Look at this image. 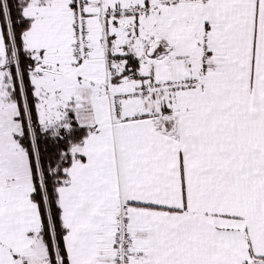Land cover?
<instances>
[{"label": "snow or ice", "instance_id": "snow-or-ice-1", "mask_svg": "<svg viewBox=\"0 0 264 264\" xmlns=\"http://www.w3.org/2000/svg\"><path fill=\"white\" fill-rule=\"evenodd\" d=\"M0 264H264V0H0Z\"/></svg>", "mask_w": 264, "mask_h": 264}]
</instances>
